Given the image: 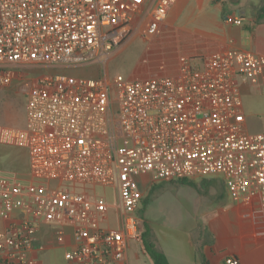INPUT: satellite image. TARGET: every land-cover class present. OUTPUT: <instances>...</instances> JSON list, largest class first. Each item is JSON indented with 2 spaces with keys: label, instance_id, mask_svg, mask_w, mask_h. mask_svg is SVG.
I'll return each instance as SVG.
<instances>
[{
  "label": "built area",
  "instance_id": "built-area-1",
  "mask_svg": "<svg viewBox=\"0 0 264 264\" xmlns=\"http://www.w3.org/2000/svg\"><path fill=\"white\" fill-rule=\"evenodd\" d=\"M176 1L0 0V88L18 85L27 99L26 126L0 125V144L27 151L31 176L0 174V216L9 219L0 264H38L43 226L60 244L71 229V264H129L131 245L142 244L145 179L220 176L264 217V133L245 129L239 82H260L263 56L227 50L201 67L182 57L178 76L68 74L137 37L151 41Z\"/></svg>",
  "mask_w": 264,
  "mask_h": 264
},
{
  "label": "crops",
  "instance_id": "crops-1",
  "mask_svg": "<svg viewBox=\"0 0 264 264\" xmlns=\"http://www.w3.org/2000/svg\"><path fill=\"white\" fill-rule=\"evenodd\" d=\"M263 6L264 0H177L170 7L157 35L149 41L140 61L148 70L137 75L159 70L165 75L178 76L182 57L190 58L201 67L206 58L227 50L249 51L264 57V15L260 16ZM238 14L245 18L241 26L231 22ZM243 83L245 87H255L257 94L264 99V77L258 84L245 80ZM245 129L250 133L247 121ZM13 175L10 178L30 180L29 162L14 170ZM193 183L199 191L198 196L192 202L180 198V203L193 215V221L185 223L187 230L183 232L184 236L187 235L185 239L191 235L184 239L188 264H226L229 257L237 259L239 264H264V217L256 202L233 199L220 176ZM149 184L152 185L149 192L160 185ZM220 187L222 192L219 193L217 189ZM142 189L144 197H149L146 188ZM145 219L154 233L155 242H158L152 222ZM8 220L0 216V231L7 227ZM65 232V242L60 244L54 227H42L39 244L44 248L35 253L38 264H71L65 255L74 247V242L71 229L66 228ZM132 245L128 253L129 264H145L142 262V255H146L142 244L133 255Z\"/></svg>",
  "mask_w": 264,
  "mask_h": 264
},
{
  "label": "rangeland",
  "instance_id": "rangeland-1",
  "mask_svg": "<svg viewBox=\"0 0 264 264\" xmlns=\"http://www.w3.org/2000/svg\"><path fill=\"white\" fill-rule=\"evenodd\" d=\"M149 42L141 37L135 38L125 48L116 51L107 60L103 56L102 63H93L76 68L68 72L69 75L79 78L99 79L107 74L114 77L121 74L125 77L149 78L165 75L159 70L150 71L149 74L139 76L137 73L146 72L148 69L140 61L145 54ZM107 60L106 65L103 62ZM109 62V63H108ZM140 63V65H139ZM106 66V67H105ZM135 69V70H134ZM144 69V70H143ZM45 72L44 69L33 72L37 76ZM133 72V73H132ZM240 92L244 105V115L248 124L250 133H264V99L257 94V89L253 86L245 87L243 79H239ZM248 83V82H247ZM27 122V99L24 92L18 85L10 88H0V125L16 128H23ZM29 162L28 153L25 149L10 145L0 144V174L6 177H13V171L18 170ZM31 178V176H30ZM162 184V183H161ZM157 185L150 191L152 185L145 179L141 183L142 188H146L149 193L148 204L145 208V217L148 218L158 235L159 241L156 242L162 252L168 257L171 264H188L186 260L183 235L186 227L185 223L193 221V215L186 209L180 198L185 197L192 202L198 196L199 191L190 186H176L164 183ZM57 183H52L56 186ZM98 194L103 193L102 188H98ZM222 192V188L217 189ZM187 221V222H185ZM191 237L188 234L189 239ZM185 239V240H187ZM143 247V243H142ZM140 245L133 244L131 254L139 251ZM144 251V247H143ZM151 261L149 255H142V262L147 264Z\"/></svg>",
  "mask_w": 264,
  "mask_h": 264
},
{
  "label": "trees",
  "instance_id": "trees-1",
  "mask_svg": "<svg viewBox=\"0 0 264 264\" xmlns=\"http://www.w3.org/2000/svg\"><path fill=\"white\" fill-rule=\"evenodd\" d=\"M262 15H264V6L262 7L261 13H260V16ZM173 182L195 187V184L193 183V181L178 180V181H173ZM148 200H149V197H144L138 209V216L140 218V225H141V231H142V243H143L144 251L151 258L150 264H170L167 256L157 246L154 240V233L150 225L145 219V208H146V204H148Z\"/></svg>",
  "mask_w": 264,
  "mask_h": 264
}]
</instances>
